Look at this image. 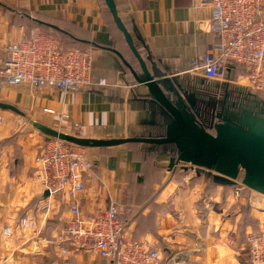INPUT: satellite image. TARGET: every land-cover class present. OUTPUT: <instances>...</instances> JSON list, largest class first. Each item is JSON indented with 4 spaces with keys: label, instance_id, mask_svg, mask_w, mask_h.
I'll return each instance as SVG.
<instances>
[{
    "label": "crops",
    "instance_id": "1",
    "mask_svg": "<svg viewBox=\"0 0 264 264\" xmlns=\"http://www.w3.org/2000/svg\"><path fill=\"white\" fill-rule=\"evenodd\" d=\"M116 5L150 72L192 95L193 108L203 104L207 90L220 95L227 88L234 100L237 94L264 100V91L256 93L248 87L241 65L229 67L222 80H210L192 70V62L200 60L218 39L209 29L210 5L196 7L194 0H116ZM49 24L94 49L91 83L65 91L0 82V101L64 132L72 133L74 122H79L85 137L162 135L158 123L163 118L148 86L136 80L131 68L141 74L140 65L105 0H0V44ZM197 115L204 123L217 120L216 116ZM1 116L0 264H98L96 255L82 251L70 253L69 263H64L58 248L48 242L70 215L60 199L49 213L41 209L45 190L36 156L49 136L35 127L17 126L8 115ZM86 149L94 161L82 198L86 211L106 206L105 193H101L104 187L118 203L134 238L157 245L163 256L173 249L188 248L192 249L188 264L246 262L243 246L253 226L239 221L237 188L232 190L215 179L208 184L207 176L202 180L199 173H187L184 163L170 169V151L146 143ZM150 173L155 176L151 178ZM250 214L258 219L256 231L264 232L263 217L254 211ZM23 217L33 219L35 225L21 226ZM5 227L10 228L9 234ZM234 229L238 233L235 248L228 243V233Z\"/></svg>",
    "mask_w": 264,
    "mask_h": 264
},
{
    "label": "built area",
    "instance_id": "2",
    "mask_svg": "<svg viewBox=\"0 0 264 264\" xmlns=\"http://www.w3.org/2000/svg\"><path fill=\"white\" fill-rule=\"evenodd\" d=\"M196 7L210 5L213 16L209 29L218 37L192 70L210 80L225 78L229 67L241 65L248 87L264 91V0H194ZM94 49L62 45L52 34L42 30L0 44V82L7 85L80 90L92 81ZM105 83L104 79L100 80ZM46 111L54 113L52 108ZM3 117L0 115V124ZM73 134L85 137L82 125L73 124ZM68 133V132H67ZM38 177L45 192L41 209L49 213L60 199L69 209V217L52 239L64 263L72 252H89L98 264H188L192 249L177 248L163 256L157 245L134 238L133 229L122 220L118 203L103 187L106 206L86 211L82 205L86 175L93 167L85 146L48 137L36 156ZM239 194V189H236ZM23 227H33V219L23 217ZM5 233L10 228L5 227ZM237 231L230 230L228 243L238 247ZM245 261L264 264V232H250L243 246Z\"/></svg>",
    "mask_w": 264,
    "mask_h": 264
},
{
    "label": "water",
    "instance_id": "3",
    "mask_svg": "<svg viewBox=\"0 0 264 264\" xmlns=\"http://www.w3.org/2000/svg\"><path fill=\"white\" fill-rule=\"evenodd\" d=\"M105 2L140 65L141 74L131 68L136 80L148 86L149 95L163 118V121L158 123L164 130L162 135L125 138L78 137L35 120L12 103L0 101V108L15 111L33 127L50 137L85 147L115 146L128 142L162 145L163 148L173 145L176 153L170 157V169L180 163L191 164L210 171L217 182L227 185H234L241 176L243 184L264 194V100L257 95L234 100L217 113V120L211 119L204 123L193 110L192 95L182 92L173 82L155 78L150 72L132 34L118 13L116 0ZM49 26L60 30L56 25ZM117 53L121 55L118 51ZM47 194L46 191L45 195Z\"/></svg>",
    "mask_w": 264,
    "mask_h": 264
},
{
    "label": "rangeland",
    "instance_id": "4",
    "mask_svg": "<svg viewBox=\"0 0 264 264\" xmlns=\"http://www.w3.org/2000/svg\"><path fill=\"white\" fill-rule=\"evenodd\" d=\"M43 31H47L50 34H52L58 41L61 42L62 45H81V43H78L76 40L58 32L55 31L54 29L47 27V26H42L41 28ZM82 45H87V44H82ZM89 47V46H88ZM214 87V86H213ZM215 88H217L215 86ZM223 92H225V90H223ZM229 95L226 97L227 100L232 103V101H234V94H232V92H228ZM257 93V92H256ZM236 96V95H235ZM237 101L241 100V97L239 94H237ZM243 100V99H242ZM0 114L1 115H8L9 117L7 118H13L14 122L17 124V126H24V127H29L30 129H35L32 125H30L26 119L15 113V112H11V111H3L0 110ZM30 115V113H28ZM31 116V115H30ZM36 131H38L37 129H35ZM39 132V131H38ZM73 132V131H72ZM41 133V132H39ZM186 172L189 173L190 175L196 176L197 173L200 174L201 179L203 180L206 176L208 177L207 181L208 184H213L212 180L214 179L212 174H210L208 170L204 169V168H198L195 167L191 164H187L186 166ZM184 172L182 168H178V172ZM214 173V171H212ZM151 174V178H153L155 176L154 173H150ZM181 175V174H179ZM225 185V184H224ZM230 189H234V188H238L240 194L237 197V207L239 208L240 212H242V216L241 219L239 221H241L240 223L244 224V223H250L252 224V229L253 232H256L257 229L256 228V224L258 223V219L255 218L254 216H252L250 214V211H254L255 213H257L258 215H261L264 219V194L255 191L249 187H247L245 184L242 183L241 181V176H239L237 178V181L234 185H228L227 186ZM216 208V207H215ZM259 229V228H258Z\"/></svg>",
    "mask_w": 264,
    "mask_h": 264
},
{
    "label": "flooded vegetation",
    "instance_id": "5",
    "mask_svg": "<svg viewBox=\"0 0 264 264\" xmlns=\"http://www.w3.org/2000/svg\"><path fill=\"white\" fill-rule=\"evenodd\" d=\"M230 91L225 88V92L219 94L214 93L212 90H207L205 96L202 100L203 104L199 105V108H193L194 112L202 113L204 118H209L210 116H216L218 112L222 111L223 108H226L230 104V100H227V96ZM231 93V92H230ZM198 107V106H197Z\"/></svg>",
    "mask_w": 264,
    "mask_h": 264
},
{
    "label": "trees",
    "instance_id": "6",
    "mask_svg": "<svg viewBox=\"0 0 264 264\" xmlns=\"http://www.w3.org/2000/svg\"><path fill=\"white\" fill-rule=\"evenodd\" d=\"M47 27H50V28H52L51 26H47ZM52 29H54V28H52ZM55 31H58V32H60V33H62V34H64V32L65 31H63L62 29H60V30H57V29H54ZM45 32H47V31H45ZM47 33H49V32H47ZM64 35H66V34H64ZM66 36H68V37H70V38H72V39H74V40H80V39H77L76 37H74V36H71V35H66ZM60 42V41H59ZM61 43V42H60ZM65 46H67V45H65ZM69 46H72V45H69ZM76 46H80V47H88V45H76ZM160 133H158V134H162L163 132H164V130L163 129H160V131H159ZM156 134V133H155ZM152 146H154V147H161L163 150L165 149V150H169L170 151V153H171V155H175V149H174V147H173V145H167L166 146V148H163V146L162 145H160V146H156V145H152ZM257 232V231H256Z\"/></svg>",
    "mask_w": 264,
    "mask_h": 264
}]
</instances>
